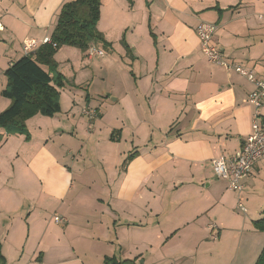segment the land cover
<instances>
[{
    "label": "crops",
    "instance_id": "1",
    "mask_svg": "<svg viewBox=\"0 0 264 264\" xmlns=\"http://www.w3.org/2000/svg\"><path fill=\"white\" fill-rule=\"evenodd\" d=\"M68 1L0 0V93L6 86L5 71L23 56L22 41L50 37L60 8ZM259 15H264V0H132L131 5L127 0H101L97 29L111 44L109 56L101 45L97 47L105 51L110 66L100 61L101 67L89 71L101 76L100 91L111 96L116 124L102 136L94 120L84 122L82 110L95 108L98 115L99 107L87 103L80 112L72 111L76 107L68 93L79 95L82 86L65 82L59 91L60 113L53 117L37 114L26 121L29 141L21 135L7 136L0 129V250L4 264H88L89 260L76 254L77 244L85 249L89 243L75 239L76 220L78 214H90L82 229H91L89 220L99 217L92 209L101 199L81 190L90 188L88 169L79 168L76 173L73 164L77 158L69 157L77 150L84 162L86 154L80 153L89 145L103 168L112 170V187L118 181L115 197L107 200L112 209L113 203H134L139 194L149 217L152 189L162 187V248L174 240L195 250L204 241L194 236L208 239L213 224L218 238L208 242L211 264H254L264 248V227L255 226L264 217V159L253 166L239 195L215 178L210 165L221 154H234L250 134L253 109L248 96L254 86L237 73L208 63L195 29L200 22L216 24L213 43L224 59L264 81V17ZM63 89L72 117L62 116ZM81 96L88 101L87 92ZM9 105L0 95V112ZM261 115L264 122V106ZM154 136L162 141L156 153L151 148ZM66 137L74 139L70 145L62 142ZM126 139L129 145L123 149ZM20 153L28 173L22 187V192H29L23 196V203L29 201L28 209L20 206V200L18 208L3 213L11 208L5 204L12 202L2 194L3 188L9 183L18 187L6 177L12 168L6 161L14 162ZM126 153L136 155L125 166L122 163L123 173H119ZM95 182L100 184L98 178ZM33 186L38 191L34 196ZM238 196L245 214L236 209ZM87 201L97 207L73 212V206ZM158 211L154 216L160 215ZM113 215L117 216L114 209ZM59 217L65 223H55L54 218ZM112 225L109 233L114 238L107 240L121 243L120 226L127 225L119 218Z\"/></svg>",
    "mask_w": 264,
    "mask_h": 264
},
{
    "label": "rangeland",
    "instance_id": "2",
    "mask_svg": "<svg viewBox=\"0 0 264 264\" xmlns=\"http://www.w3.org/2000/svg\"><path fill=\"white\" fill-rule=\"evenodd\" d=\"M107 52H109V49L106 50V53ZM107 55L109 56V53H107ZM107 55H103V57L97 56L89 60L86 57V53L84 54L80 50L68 46H65L63 51L60 53L58 52L56 55L58 71L64 76L65 82H67V86H82V88L79 90L83 93L75 96L71 95L73 92L68 93L69 97H73L71 100L75 103L76 107V109L73 108L72 111L74 110L75 112L79 110L80 112V109L85 107L87 103H92L99 107L98 115L96 114L97 118L94 119V121L96 124L95 126L99 127V132L102 136H107L109 133H107V130L111 129L116 124L115 120L113 119V113L110 107L111 96H107L105 92L100 91L101 86L99 85L98 81H100L99 79L101 76H98L96 73H91V71L89 70L96 71V69L101 67L100 61L102 63H105V67L109 68V60H107V57H105ZM61 92V106L63 110L62 116H66L68 114L69 117H72L70 104L67 103V91L63 89V91ZM86 92L89 97L88 101L85 100L84 96H81ZM101 115H103V120L99 121L101 119ZM83 118L84 122H87L86 118ZM156 137L157 136H154L152 139L153 147L151 148L153 151L155 150L154 153L161 150L160 146L162 143L161 139H158ZM71 140L74 139L66 137L62 142H64L65 145H70ZM129 141L130 140L127 139L125 140V145H122L123 149H126L128 147ZM66 148L68 147H65V149ZM76 152L77 150L73 153V156L69 157V159H73V157L77 158V162L73 164V170L76 168L74 171L77 173V169L79 168L88 169V179L91 180L89 186L90 188L87 189V187H83L81 190L88 196L94 197V199L95 197L101 199L99 200L100 202H96L98 207L97 205L90 203V201H87L80 202L78 206H73L72 208L73 212H78L81 208L87 207V209L90 210V206H94L97 208H93L92 210H94V212L99 215L98 218H94L92 216L93 218L89 220L91 229L83 230L82 226L85 222V216L90 214H78L76 227L79 230H76L78 235L75 236V239H80V241L85 240L89 243L85 249H82V246L80 244H77V255H81L86 260H89L88 264H125V262L133 260L135 264H211L210 261H212V259L210 257L212 256L208 251L211 246L208 242L214 241L210 239L209 235L208 239L204 238L201 235L194 236L196 240L198 239V241H204V243H202L197 249L192 251H190L192 245H179V242L174 240L172 241L171 245L168 244L164 246V248H162V187L152 189L150 207L151 215L149 217L147 211L145 212L144 203L141 199H139V194H137L135 202L131 204L112 202L114 204L113 209L117 212V216L113 215V209L111 207V204H108L107 200L108 196H110V199L115 197L114 194L118 181H116V185L112 187L110 183L111 178L109 177V172L111 173L112 170L103 168L100 162L96 159L91 145H89V148H86L80 153L81 155L86 154L84 162H81V158L79 159ZM128 155L131 154L126 153L122 158V162L120 160L121 164L119 163L120 166L118 168L119 173H123L124 167H122L121 165L128 158ZM24 161V155H22L21 153L18 155L17 159L14 162L12 160L6 161L12 164V168L6 171V177L10 182L14 181L19 188L9 186L11 183L7 184L6 187L3 188L2 194L4 195V197L11 198L12 200V202L5 204V207L11 208L4 209L3 213L5 211L18 208L20 200H22V204H20V206L22 207V205H25L27 207L23 208L25 211H27L28 209L29 201L25 200V202L23 203V200L25 197L24 195H29V192L26 190L22 192V187L23 185H25V181L28 179V173L26 172ZM3 162L6 163L5 160H3ZM115 172L116 171L112 172L114 173V177ZM95 178H98V182L100 183L99 185L96 184ZM107 180L108 187L106 186ZM77 184L78 183H76V185ZM76 189L79 191L80 188L76 186ZM30 191L33 196L38 194L35 186H33ZM108 192L111 195H108ZM154 200H156L157 202H154ZM240 203L244 205L242 200L240 201ZM32 206L34 207V205ZM114 206H116L117 208H114ZM96 209L98 212L96 211ZM157 209L160 210L158 211L160 215L154 216V213ZM238 213L241 212L238 210ZM118 218L120 219L121 224H125L127 226H120L121 243L117 244L115 243L114 239L107 240V238H114V234L109 232H112V223ZM139 224L140 226H137ZM165 233L167 234V232ZM182 239H185V237H183ZM175 242H177V245ZM34 243L32 245H34ZM32 245L28 246V249H30ZM182 257H185V259H183Z\"/></svg>",
    "mask_w": 264,
    "mask_h": 264
},
{
    "label": "trees",
    "instance_id": "3",
    "mask_svg": "<svg viewBox=\"0 0 264 264\" xmlns=\"http://www.w3.org/2000/svg\"><path fill=\"white\" fill-rule=\"evenodd\" d=\"M127 2L129 5L132 4V0ZM100 7L101 0H70L64 3L49 37L51 44L40 45L34 53L23 55L12 62L5 71L6 86L0 95L8 99L10 105L0 112V129L7 136L21 135L25 141H29L30 135L26 128L28 119L37 114L53 117L60 113L59 91L64 87L65 78L58 71L55 60L59 49L68 46L85 54L89 47L101 49L97 47L101 45L104 50H110L111 44L105 41L97 29ZM122 45L129 52L124 42ZM103 49L101 50L105 55ZM112 137L110 136V140L113 141ZM2 139L0 135V143ZM135 155V153L129 155L123 166ZM255 226L262 230L264 217L257 221ZM4 263L5 259L0 250V264ZM125 264L135 263L133 260ZM254 264H264V248Z\"/></svg>",
    "mask_w": 264,
    "mask_h": 264
},
{
    "label": "built area",
    "instance_id": "4",
    "mask_svg": "<svg viewBox=\"0 0 264 264\" xmlns=\"http://www.w3.org/2000/svg\"><path fill=\"white\" fill-rule=\"evenodd\" d=\"M263 17L264 15H259L260 19ZM216 31L217 25L209 22H200L195 29L200 51L204 59L210 64L223 67L228 72L237 73L250 81L254 86V89L248 96V102L253 109L250 134L234 154L230 156L221 154L210 161L215 178L225 183L229 191L239 195L244 187V179L251 172L253 166L264 159V122L261 115V110L264 106V81L257 79L244 68L234 63H229L224 59L221 51L213 43V37ZM43 44H51L50 38L45 37L41 40L25 38L21 43L23 55L33 53ZM86 55L88 59H91L93 57L103 56V51L96 47H89ZM81 114L91 124L96 118L97 110L86 107L82 110ZM240 201V197L238 196L237 209L242 214H245V209ZM54 220L58 224L65 223L63 217L54 218ZM217 233L216 226L211 224L209 237L212 241L217 240Z\"/></svg>",
    "mask_w": 264,
    "mask_h": 264
}]
</instances>
